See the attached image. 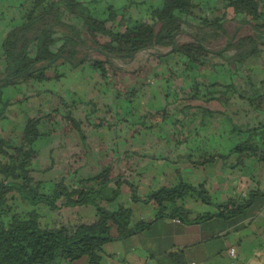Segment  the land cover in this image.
Here are the masks:
<instances>
[{
  "label": "trees",
  "instance_id": "16d2710c",
  "mask_svg": "<svg viewBox=\"0 0 264 264\" xmlns=\"http://www.w3.org/2000/svg\"><path fill=\"white\" fill-rule=\"evenodd\" d=\"M146 2L148 8L141 18L127 17L125 6L114 8L105 0H17L11 5L13 10L0 16V264H77L81 260L100 264L107 242L142 233L156 220L238 229L264 207L260 188L248 190L241 202L234 197L215 202L203 182L188 184L180 177L174 184L140 196L138 185L125 177L135 170L134 159L142 153L119 152L116 143L103 151L99 169L92 175H83L82 167L72 168L74 162H70L53 182L35 178L36 141L59 131L60 125L76 131L80 155L85 158L90 149L84 124L133 132L157 129L160 136L166 132L163 137L171 138L174 150L189 139L192 144L187 146L185 158L194 166L216 158L227 160L233 154L227 164L230 168L241 164L243 156L264 165L263 0ZM229 22L235 23L233 30L227 26ZM245 25L249 32L239 35ZM182 33L190 39L178 41ZM219 40H224L222 46L211 47ZM140 52L158 60L172 54L175 63H180L163 78L165 98L171 100L161 107L137 108L143 84L118 90L121 93L116 98L125 97L126 112L109 118L99 115L102 108L94 98L42 87L45 81L60 78V69L65 75L66 69L84 66L97 73L100 82L112 85L111 76L121 72L118 62H128ZM177 76L188 83L170 88L171 79ZM20 86L26 92L9 102L4 90ZM45 97L49 100L41 102ZM197 101L200 103H194ZM24 102L30 108L34 105L31 114H24L21 122L3 125L14 107L20 111ZM214 102L221 108H211ZM104 107L103 113L108 111ZM219 115L236 136L226 152L208 147V133H202L204 125L213 123L208 116ZM193 122L202 128L200 133L181 128ZM165 126H169L167 131ZM122 184L129 188L132 202L155 205L151 219L132 222L131 208L122 204L107 208V203L120 196ZM183 193L213 210L189 217V211L175 203ZM81 206H91L94 217L66 214L67 209ZM179 252L169 250L163 255L168 264H186ZM158 263L163 264L161 259Z\"/></svg>",
  "mask_w": 264,
  "mask_h": 264
},
{
  "label": "crops",
  "instance_id": "0c3cea01",
  "mask_svg": "<svg viewBox=\"0 0 264 264\" xmlns=\"http://www.w3.org/2000/svg\"><path fill=\"white\" fill-rule=\"evenodd\" d=\"M16 1L0 0V16L6 10H13L11 5ZM105 1L113 5L114 8L125 6L127 17L130 18H141L146 13L149 2H146L147 0ZM243 29L247 30L245 33L249 32L247 25L241 28V30ZM161 51L166 52L168 49H161ZM172 56L174 55L167 54L161 57L160 61L166 63L167 66L166 70L160 72L161 78H158L159 82H163V78L169 76L168 71L174 69L169 67L170 63L167 61ZM151 59L154 60L155 58ZM85 68H89V71L92 70L89 66H84L68 71L75 73L84 71ZM178 82L179 84L188 83V81L183 79ZM124 83L128 85L125 89L127 90L135 85V80L129 78ZM163 84L161 83L158 87L153 86L152 89L148 90L146 95H144L145 99L143 98L135 102L138 105L137 108L142 110L144 108L155 109L163 106L167 102L164 90L166 87ZM118 90L114 88L113 90L107 91L106 95H109L108 98L110 101H108L106 95L103 96L101 99L102 103L98 106L102 110L106 106L104 108L108 111L99 113V115L107 114L108 118L112 114L124 115V112H126V104L125 106H120L114 100L118 99L116 97L119 96L116 93L123 92V90L121 92ZM79 92V88L70 86L68 94L74 93L81 96V94H78ZM83 95H86V91ZM82 97L91 99L88 96ZM124 102L126 101L124 100ZM194 103L200 102L197 101ZM81 114L79 113V115ZM13 122L10 117H6L2 124L11 125ZM17 122L20 121L18 120ZM195 123L193 122V125H181V128L185 132L194 130L200 133L202 128ZM207 126L213 125H204V127ZM215 127L214 136H216L217 140L214 142L215 145L212 148L218 147L220 151L226 152L235 144L236 136L233 135L234 132L231 130V125H215ZM82 128L86 133V139L90 149L89 155L86 158L84 155H80L77 143L78 136L75 130H71L75 132L74 136L76 138H74L75 140L73 139L74 141L67 137L62 140L61 137H63V134L60 135V132L57 131L39 139L40 141L46 137L44 144L42 143L39 149L48 155L51 163L42 168L40 167L38 170L47 168L45 171H48L52 168L51 171L56 172L60 170L62 172L70 162H74L72 168L82 167V174L89 176L99 169V164L104 158L102 156L103 151L117 146L119 152L131 149L139 150L142 153L141 157L134 159L136 164L133 168L135 170L133 172H127V177H125L130 182L138 185V193L140 196L147 195L151 190L160 186L174 184L178 181L179 177L188 184L197 185L203 182L215 202L226 201L230 197H234L241 202L250 189L260 188L264 191V165L262 163L259 165V162L254 158H244L243 156L240 159L241 164L233 168H230L227 164L235 157V154L231 155L227 160L216 158L210 163L194 166L185 158V155L189 153L187 146H191L192 144L189 139L181 143L174 150L171 145V138L163 137L166 132L160 136L157 132L151 133L143 130L133 132V129L126 130L124 128L116 129L120 133L116 130L107 129L104 126L98 128L83 126ZM164 128L167 131L169 126H165ZM224 132L227 135L225 141L223 140ZM116 133H118V137ZM202 133L204 134V132ZM210 135L211 133L208 132V142L211 137ZM115 143L116 146H114ZM57 145L60 147L56 149ZM207 146L211 148L208 143ZM63 147L65 149L66 160L57 162L56 157L62 154ZM121 195L124 197H121ZM175 203L186 208L191 218L195 217L197 213L213 210L211 206L189 196L188 193H183L179 197H176ZM118 204L130 207L132 213L134 211L131 219L132 222L140 219L149 220L155 213V205L153 203L132 202L129 198V188L126 184L121 185L118 199L112 203H107L106 206L108 209L113 210L117 208ZM81 207L86 208L81 210ZM81 207L67 210L71 217L77 214L80 216L94 217L95 212L92 207ZM245 223L244 226L238 229H233L227 225L224 227L220 226L219 228L212 227L206 229L204 226L208 223L187 224L181 222L179 219H159L148 230L142 233L125 239L107 242L104 245V254L100 264H159L158 259H161L163 264H168V260L165 259L163 253L169 250L180 251L179 253L182 252L186 264H264V207L247 224ZM215 234L218 236L209 238ZM230 249H234L233 254H230Z\"/></svg>",
  "mask_w": 264,
  "mask_h": 264
},
{
  "label": "rangeland",
  "instance_id": "374dc122",
  "mask_svg": "<svg viewBox=\"0 0 264 264\" xmlns=\"http://www.w3.org/2000/svg\"><path fill=\"white\" fill-rule=\"evenodd\" d=\"M234 25H235L234 22L227 23V26L230 27L229 28L230 30H233ZM246 31H247L246 29L241 30V32L239 31L240 32L239 35L245 34ZM189 39H190V37L185 33L179 34L177 36V40L181 41V42L182 41H188ZM223 42H224V40H219L217 42H214L213 44H211V47H213V48L220 47L223 45ZM92 55L97 56L95 53H92ZM148 58H149L148 53H140L139 55L135 56L132 60H129L128 62H125V63L118 62V66L121 67V72L119 74H117L116 76H114V75L111 76L112 85H110V84L108 85V84H105L104 82H100V77L97 73H95L93 70L89 71V68H85L84 71L82 70L80 72H75V73L69 72L68 70H66L65 75L63 74L64 73L63 70L60 69L59 73L62 74V76L60 78H53L49 81H45L43 83L42 87L45 86L47 88L54 89L57 92L60 91V93L64 92L65 94H68L70 86H74V87H77L80 89V92L78 94H81V96H88V98H94L95 101H98V105L100 106V103H102L101 99L103 98V96L106 95L107 91L113 90L114 88L119 89L120 91L125 90L128 85H126L124 82H127L129 78H132L135 80V86L136 85L141 86V84H143L141 91H139L138 97L136 99L137 100L136 102H138L139 100L144 98V95H146L148 90L152 89L153 86L158 87L162 83V81L159 82L157 78H159V79L161 78L160 72L162 70L163 71L166 70V66H167L166 63L161 62L160 60H158L156 58L154 60L151 58L150 59H148ZM176 59H177L176 56H172L171 58H169L167 60L170 63L169 67H171V68H177V66L179 67L180 63L179 62H177L178 64L175 63ZM2 66H3V62L0 60V68ZM157 72L159 73L158 77H157ZM211 77L212 76L210 74L208 79H210ZM179 80H181L180 76H177L176 79H171L170 88L173 87V85L179 86L180 85L178 82ZM85 91H86V95H83ZM25 92H26L25 86H20L17 88H8V89L4 90V96L7 98V100L9 102H12L16 98H18L21 93L23 94ZM77 96H79V95H77ZM108 96L109 95H106V98H108ZM41 98H43V97H41ZM48 100H49V98L45 97L44 101L41 100V102L45 103ZM55 100H56L55 103H57L56 98H54V101ZM114 100H116L117 104L120 106H125V104H127V102H124L125 97H123V95L120 98L114 99ZM167 100L170 101L171 98L169 97ZM35 101H37V100H35ZM108 101H110L109 98H108ZM20 106H21L20 111H18L17 107H14L12 114L9 115V117L12 120H16V121L19 120L21 122L26 117V116H24V114H31L32 110L35 109L34 105L32 108H30V103H28V102L27 103L24 102V104H22ZM209 106L213 109H220L221 108V105L218 102H214V103L210 104ZM86 109H88V108L86 107ZM17 112H19V114ZM102 112H103L102 109L98 110V113H102ZM210 117H214V118H209V116H208L209 121L211 120L213 123H208L207 125H213V126L204 127L202 132H204V133L210 132L211 133V135H210L211 137L209 138L208 145L213 147L215 145L214 142L217 140L216 136H214V132H215V128H216L215 125H229V123L228 122L224 123L222 118H221L222 117L221 115H219L218 117L217 116H210ZM238 119H240V118H238ZM206 121H208V120H206ZM84 126H85V124H84ZM59 128H60V130H59L60 135L63 134L62 135L63 137H61L62 140H64V138H66V137L69 139H72V140L74 138H76V136H74L75 132L71 131L72 129L70 127L67 128V126L64 127L63 125H60ZM152 130H154V128ZM155 132H157V129L155 130ZM45 138L46 137H44L40 141H39V139L36 141L35 146L38 149V155L39 156L37 155L36 161L33 164V166L36 169L33 174H34L35 178L42 179V180L49 183V182H53V181L57 180L59 178L61 172H60V170H58L56 172L51 171L52 168H50L48 171H45V172H43L42 170H38L40 167L42 168V167L51 163L48 155H46L45 152H42V150L39 149L40 148L39 146H41L42 143L44 144ZM226 138H227V135L224 132L223 133V140L225 141ZM77 143H78V140H77ZM57 147H60V146L57 145L56 149H57ZM78 149H79V147H78ZM64 151H65V149L63 147L62 152H61L62 154L60 156L56 157L57 162L66 160V154L64 153ZM261 163L262 162H259V165H261ZM121 169L123 171V166L119 167V170H121ZM121 197H124V196L121 195ZM123 200L125 201L124 198H123ZM89 207H91V206H89ZM85 208L86 207H81V210L85 209ZM79 211H80V208H79ZM66 213L68 216L71 217L70 213H68V210H66ZM133 213H134V211H133ZM132 217H133V215L131 216V219H132ZM204 227L206 229H208V228H212L213 226H209L208 224H206ZM82 261H85V260H81L77 264H85V262H82Z\"/></svg>",
  "mask_w": 264,
  "mask_h": 264
},
{
  "label": "built area",
  "instance_id": "2783aa9c",
  "mask_svg": "<svg viewBox=\"0 0 264 264\" xmlns=\"http://www.w3.org/2000/svg\"><path fill=\"white\" fill-rule=\"evenodd\" d=\"M178 221V220H177ZM230 254H233L234 253V249H230Z\"/></svg>",
  "mask_w": 264,
  "mask_h": 264
}]
</instances>
